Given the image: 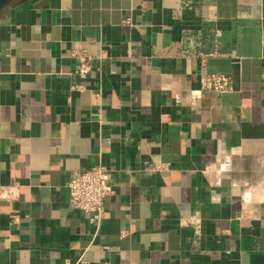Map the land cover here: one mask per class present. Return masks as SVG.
Returning <instances> with one entry per match:
<instances>
[{
    "label": "crops",
    "instance_id": "obj_1",
    "mask_svg": "<svg viewBox=\"0 0 264 264\" xmlns=\"http://www.w3.org/2000/svg\"><path fill=\"white\" fill-rule=\"evenodd\" d=\"M97 164L98 225L68 188ZM80 259L264 264V0L0 11V264Z\"/></svg>",
    "mask_w": 264,
    "mask_h": 264
},
{
    "label": "built area",
    "instance_id": "obj_2",
    "mask_svg": "<svg viewBox=\"0 0 264 264\" xmlns=\"http://www.w3.org/2000/svg\"><path fill=\"white\" fill-rule=\"evenodd\" d=\"M73 55L79 61L78 71L87 73L90 70L89 56L83 51H75ZM212 87L218 91H226L229 77L224 74L212 77ZM69 203L88 215L93 224H100L105 213V199L114 192L108 179V170L103 164H97L75 174L68 182ZM75 264H88L84 259ZM109 264V263H105Z\"/></svg>",
    "mask_w": 264,
    "mask_h": 264
},
{
    "label": "water",
    "instance_id": "obj_3",
    "mask_svg": "<svg viewBox=\"0 0 264 264\" xmlns=\"http://www.w3.org/2000/svg\"><path fill=\"white\" fill-rule=\"evenodd\" d=\"M13 0H0V11L7 6L8 4H10Z\"/></svg>",
    "mask_w": 264,
    "mask_h": 264
}]
</instances>
